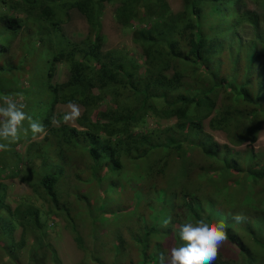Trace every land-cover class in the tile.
<instances>
[{"label":"trees","instance_id":"16d2710c","mask_svg":"<svg viewBox=\"0 0 264 264\" xmlns=\"http://www.w3.org/2000/svg\"><path fill=\"white\" fill-rule=\"evenodd\" d=\"M182 2L175 13L168 0H0V81L17 76L32 89L37 57L49 95L37 113L46 135L29 137L5 178L33 195L14 209L0 183L7 264H62L50 221L62 217L87 264H158L182 245L180 225L202 215L225 222L226 243L249 264L263 224L249 209L242 223L232 217L264 207V153L253 148L264 126V0ZM108 6L135 50L105 49ZM73 13L88 25L82 40L65 29ZM70 101L84 110L78 127L56 113Z\"/></svg>","mask_w":264,"mask_h":264},{"label":"rangeland","instance_id":"374dc122","mask_svg":"<svg viewBox=\"0 0 264 264\" xmlns=\"http://www.w3.org/2000/svg\"><path fill=\"white\" fill-rule=\"evenodd\" d=\"M171 9L173 12L178 13L183 8L182 0H168ZM67 33L71 36H74L77 40H82L83 36L88 33V25L85 19L78 13H73L71 22L65 26ZM81 34L82 36H78ZM103 34L106 38L105 49L112 50L118 48H125L126 50H135V46L132 42L131 35H127L118 24L113 19V7L108 6L103 19ZM15 57L21 58V52L16 49V44L14 45V50L12 51ZM1 57V56H0ZM18 60V59H17ZM0 62H4V57L0 58ZM32 68V76H34V82L36 86H32V89L23 87L21 80L17 76H12V78H6L3 81H0V97L5 94L9 95H23V102L27 105L24 111L29 115L33 120L39 121L37 113L40 110L44 111L48 107V93L45 88V81L42 80L40 74L42 69V62L35 57L32 61V64L27 66V69ZM42 75V74H41ZM63 79V76H62ZM4 91L5 93H3ZM42 104V105H40ZM82 114H83V108ZM66 111L65 106L57 107L56 113L63 115ZM68 126L78 127L77 121L75 123L65 124ZM153 125V123H152ZM24 128H28V121L24 122ZM210 132V131H209ZM31 132L29 131L28 135L25 137L23 132L21 133V138L18 142L10 145V150L0 151V183L7 184L8 188H11L8 192L7 203L10 204L14 209L17 207L18 202L23 197L32 196L33 192L31 188L22 182L17 177H11L5 179L9 174L10 170L16 167L17 162L19 161L20 154L23 155L28 147V139L31 137ZM215 140L219 144H227L228 140L226 136L222 133H213ZM43 138L34 139V141H40ZM248 148L247 145L241 147L240 151H245ZM256 153H264V126L259 135V139L255 145H253ZM5 179V180H4ZM262 184L257 185V190L262 188ZM11 197V201H10ZM227 208V207H226ZM228 209V208H227ZM249 209L254 223L263 224L264 228V207H235L233 208L234 214H241L243 210ZM237 213H236V212ZM110 215H106L102 219L100 218V223H111L113 219ZM52 226L55 228L53 232V243L55 249L57 250L59 257L62 261V264H87L85 262V253L81 251L75 240L74 234L70 231L65 218L62 217L61 220L56 219L57 225L53 219H50ZM87 223H84L80 228V234L84 237L85 242H90V222L86 220ZM20 231L16 232V238L19 239ZM89 241V242H88ZM260 241V242H258ZM258 241L256 244L253 242L247 247L250 249V259H248L249 264H264V233L258 236ZM263 242V243H262ZM220 256L223 257L224 264H248L247 261L239 254V251L235 246L225 243L220 250ZM10 262V258L7 257L5 251L0 250V264H7ZM23 264L27 263V259L22 260Z\"/></svg>","mask_w":264,"mask_h":264},{"label":"clouds","instance_id":"9594fccd","mask_svg":"<svg viewBox=\"0 0 264 264\" xmlns=\"http://www.w3.org/2000/svg\"><path fill=\"white\" fill-rule=\"evenodd\" d=\"M23 95L5 94L0 97V151L10 150V145L31 132L32 138L46 135V127L40 121L33 120L24 111L26 104ZM62 115L64 124L75 123L82 116V109L78 103L69 102ZM28 121V128L24 122ZM52 123L59 125L61 120L55 116ZM236 223L246 220L243 214L232 217ZM171 223V218L163 220V227ZM179 238L182 245L172 246L166 252L158 254V264H215L220 257V250L228 240L226 224L223 220H209L207 216L199 219L190 218L180 225Z\"/></svg>","mask_w":264,"mask_h":264}]
</instances>
